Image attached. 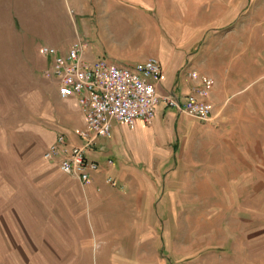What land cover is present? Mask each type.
I'll use <instances>...</instances> for the list:
<instances>
[{
  "label": "rangeland",
  "instance_id": "obj_1",
  "mask_svg": "<svg viewBox=\"0 0 264 264\" xmlns=\"http://www.w3.org/2000/svg\"><path fill=\"white\" fill-rule=\"evenodd\" d=\"M78 40L212 75L218 110L168 106L132 182L83 184L44 158L76 107L39 51ZM0 264H264V0H0Z\"/></svg>",
  "mask_w": 264,
  "mask_h": 264
},
{
  "label": "built area",
  "instance_id": "obj_2",
  "mask_svg": "<svg viewBox=\"0 0 264 264\" xmlns=\"http://www.w3.org/2000/svg\"><path fill=\"white\" fill-rule=\"evenodd\" d=\"M87 43L78 40L64 52L53 45H43L40 53L48 59L45 74L56 79L62 98L75 97L85 114V127L77 131L81 144L68 143L64 136L44 152L48 161H56L60 170L88 184L101 164L89 159L88 150L100 137H111L112 124L122 122L133 127L137 120L151 124L160 104L176 108L200 120H209L214 111L207 97L214 85L209 76L200 77L196 70L188 72L195 86L185 95L162 90L166 70L156 57L124 66L108 57L88 59ZM192 80V81H193ZM111 164L112 160H108ZM112 187L117 182L105 179Z\"/></svg>",
  "mask_w": 264,
  "mask_h": 264
},
{
  "label": "crops",
  "instance_id": "obj_3",
  "mask_svg": "<svg viewBox=\"0 0 264 264\" xmlns=\"http://www.w3.org/2000/svg\"><path fill=\"white\" fill-rule=\"evenodd\" d=\"M101 57H107V56L98 57L96 53V55L90 54L89 59H96ZM45 60L48 62V59H46V57ZM113 60L124 66H132L138 62V61H130V60L126 62L122 60L121 62H119L115 58H113ZM198 75L200 77L209 76L214 79V85L210 90V93L207 97V101H209L212 104L213 111H217L219 104L221 103L220 102L221 100L218 98V94H217L219 89V83L217 78L212 75L199 73V72ZM174 82H175L174 73H168V74L166 73L164 82L162 84V90H174L179 95H185L188 92H190L195 86V82L192 80L181 81L180 84L176 86H173ZM58 97H60L63 100H66L64 102L66 104L73 103L76 109L73 108L72 109L76 115L72 123L74 125L72 132H70L69 130L65 131L64 128L59 127V130L57 129L51 143H53L58 136H64L68 143L67 149H69L71 145L81 144L83 142L82 139L78 137L77 131L85 127L86 124L85 114L78 100L75 97L65 99L62 98L60 94L58 95ZM166 110H167L166 105L160 104L157 108V112L153 121H155L156 123V121H158L161 118L164 112H167ZM148 125L149 124L145 123L142 120H137L133 127H130L129 125L122 122H114L112 124L111 137L98 138L87 152V156L89 159L95 160L101 164L100 171L93 175L90 182H101L102 184L109 185L105 181L107 177H112L117 182L119 187L121 185V179L122 180L125 179L132 182L133 180L127 175L137 174L136 169L131 164L132 160L134 159L137 160L135 158L137 146L140 147L151 146V143L149 141V132H147ZM108 160H112V163L109 164Z\"/></svg>",
  "mask_w": 264,
  "mask_h": 264
}]
</instances>
